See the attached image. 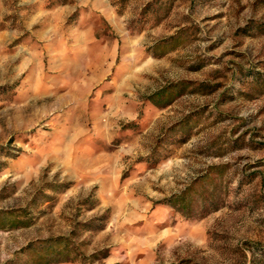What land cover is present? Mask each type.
<instances>
[{"label": "rangeland", "instance_id": "rangeland-1", "mask_svg": "<svg viewBox=\"0 0 264 264\" xmlns=\"http://www.w3.org/2000/svg\"><path fill=\"white\" fill-rule=\"evenodd\" d=\"M2 225L0 264L259 257L264 0H0Z\"/></svg>", "mask_w": 264, "mask_h": 264}, {"label": "trees", "instance_id": "trees-1", "mask_svg": "<svg viewBox=\"0 0 264 264\" xmlns=\"http://www.w3.org/2000/svg\"><path fill=\"white\" fill-rule=\"evenodd\" d=\"M189 190V189H186ZM185 192H182L179 194V196H173L169 199V205L172 206L173 208H178L181 210L185 209ZM5 228L3 225L0 226V229ZM63 239L61 240H56V242H59L58 244L61 246L58 250L52 249L55 245L56 242L55 240H51L49 241L51 244V253H50V257L51 258H47V260H45L43 262V264H60V262H66L68 260H73V261H77V259H86V257L83 256V254H80L78 251H72L71 249L68 248V246L66 244H63L62 242ZM74 254V255H70ZM107 257V255H104L102 258ZM40 259H42L43 257H39ZM94 258V256H93ZM250 264H264V248L262 253H260L259 257H255L254 255L252 256V259L250 260Z\"/></svg>", "mask_w": 264, "mask_h": 264}]
</instances>
